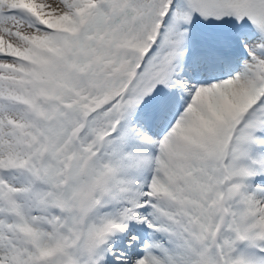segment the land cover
Returning a JSON list of instances; mask_svg holds the SVG:
<instances>
[{
    "label": "snow or ice",
    "instance_id": "obj_1",
    "mask_svg": "<svg viewBox=\"0 0 264 264\" xmlns=\"http://www.w3.org/2000/svg\"><path fill=\"white\" fill-rule=\"evenodd\" d=\"M0 264H264V0H0Z\"/></svg>",
    "mask_w": 264,
    "mask_h": 264
}]
</instances>
